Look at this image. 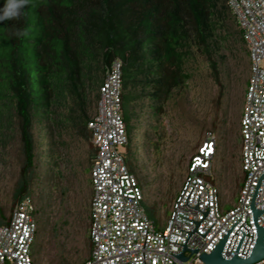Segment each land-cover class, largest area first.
<instances>
[{
  "label": "rangeland",
  "instance_id": "rangeland-1",
  "mask_svg": "<svg viewBox=\"0 0 264 264\" xmlns=\"http://www.w3.org/2000/svg\"><path fill=\"white\" fill-rule=\"evenodd\" d=\"M213 20L216 46L210 58L216 61L217 78L207 56L191 42L182 62L187 76L178 86L163 100L150 98L149 88L136 86V95L127 104L130 139L121 150L142 188L146 214L157 229L166 223L190 156L210 135L216 141V154L206 180L217 186L224 208L235 202L239 191L238 123L249 60L235 18L214 15ZM97 68L93 64L92 72L99 79L102 72ZM87 91L85 112L90 116L96 89ZM0 107V225L16 202L15 191L24 174L25 192L37 209L33 259L37 264L81 263L89 255V165L94 148L89 131L78 130L67 120L80 114L77 104L66 95L51 107L47 119L34 118L33 166L25 173L19 120L7 98L0 100Z\"/></svg>",
  "mask_w": 264,
  "mask_h": 264
},
{
  "label": "built area",
  "instance_id": "built-area-1",
  "mask_svg": "<svg viewBox=\"0 0 264 264\" xmlns=\"http://www.w3.org/2000/svg\"><path fill=\"white\" fill-rule=\"evenodd\" d=\"M227 5L249 60L238 123L241 178L235 202L224 208L217 186L205 178L216 154L210 135L190 156L166 223L161 229L154 226L143 205L142 188L121 150L128 143L121 109L122 61L113 58L86 124L94 148L89 170V255L79 264H204L200 255L221 240L223 257L250 255L257 227L264 226V0H227ZM35 210L30 195L14 203L0 225V264H37L32 256L38 227ZM181 252L185 261L176 258ZM253 264H264V258Z\"/></svg>",
  "mask_w": 264,
  "mask_h": 264
},
{
  "label": "trees",
  "instance_id": "trees-1",
  "mask_svg": "<svg viewBox=\"0 0 264 264\" xmlns=\"http://www.w3.org/2000/svg\"><path fill=\"white\" fill-rule=\"evenodd\" d=\"M6 2L0 0V11ZM229 12L226 0H26L17 17L0 20V100H9L19 120L23 172L33 166L32 122L47 119L60 98H72L80 111L67 120L88 130L87 90L96 89V102L113 58L122 61L125 124L136 86L163 100L186 78L182 62L191 42L207 56L217 78L210 58L216 46L213 16L228 18ZM238 36L242 40L240 30ZM96 63L99 79L92 72ZM26 184L23 174L17 199L30 195Z\"/></svg>",
  "mask_w": 264,
  "mask_h": 264
},
{
  "label": "water",
  "instance_id": "water-1",
  "mask_svg": "<svg viewBox=\"0 0 264 264\" xmlns=\"http://www.w3.org/2000/svg\"><path fill=\"white\" fill-rule=\"evenodd\" d=\"M258 213L259 211L254 210L255 215H257ZM263 236H264V226L263 227L258 226L254 247L250 255L247 256L246 258L239 257L236 254H233L230 258L223 257L221 252H222L224 240H221L215 246V248L209 253H202L200 255V258L204 264H253L264 258ZM185 249L186 247L184 246L183 250ZM191 252L194 253L195 250H192ZM176 258H178L181 261H185L187 259V256H184L183 252H181L176 255ZM172 264H174V262Z\"/></svg>",
  "mask_w": 264,
  "mask_h": 264
},
{
  "label": "clouds",
  "instance_id": "clouds-1",
  "mask_svg": "<svg viewBox=\"0 0 264 264\" xmlns=\"http://www.w3.org/2000/svg\"><path fill=\"white\" fill-rule=\"evenodd\" d=\"M24 3H26V0H7L5 7L0 11V20L17 17L19 15V10Z\"/></svg>",
  "mask_w": 264,
  "mask_h": 264
}]
</instances>
